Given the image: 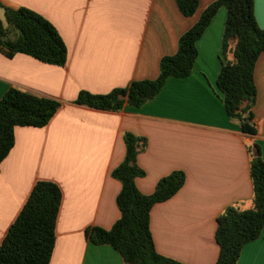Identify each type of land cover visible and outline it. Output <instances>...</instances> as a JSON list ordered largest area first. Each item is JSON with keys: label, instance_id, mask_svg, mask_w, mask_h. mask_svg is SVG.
I'll return each mask as SVG.
<instances>
[{"label": "crops", "instance_id": "crops-1", "mask_svg": "<svg viewBox=\"0 0 264 264\" xmlns=\"http://www.w3.org/2000/svg\"><path fill=\"white\" fill-rule=\"evenodd\" d=\"M197 1L196 12L184 17L174 0H0L3 23L4 8L29 9L55 28L67 51L61 67L0 53V99L16 88L59 103L45 127L13 130L14 145L0 164V244L33 186L47 181L62 195L49 264H124L114 249L92 244L85 232L110 230L120 217V184L111 172L123 160V135L129 133L146 141L136 158L144 172L135 180L142 195L174 172L185 178L172 198L150 211L156 253L181 264L215 263L217 217L230 206H251L249 148L256 145L264 162V53L253 72V134L242 133L226 116L216 87L223 8L196 42L191 73L168 78L152 100L120 111L75 104L80 92L106 95L155 80L161 58L175 54L180 36L217 0ZM253 10L264 30V0H253ZM236 264H264V226Z\"/></svg>", "mask_w": 264, "mask_h": 264}, {"label": "trees", "instance_id": "trees-1", "mask_svg": "<svg viewBox=\"0 0 264 264\" xmlns=\"http://www.w3.org/2000/svg\"><path fill=\"white\" fill-rule=\"evenodd\" d=\"M174 1L184 17H191L198 7L197 0ZM220 8L226 16L216 87L226 116L238 124L242 133L253 134L254 129L248 124L256 101L253 72L258 57L264 53V30L254 18L253 0H217L206 7L198 21L178 39L175 54L161 58L155 80L135 81L106 95L80 92L75 104L106 111H120L125 105L139 108L160 92L168 78L187 77L197 57L196 42ZM4 23L0 20L2 55L11 58L23 54L44 64L65 65L64 42L43 17L26 8H4ZM58 108L59 103L54 100L9 89L0 99V164L14 145L15 127H45ZM123 142V160L111 172L120 184L115 200L120 217L110 230L91 228L85 235L94 245L110 246L124 264H181L156 253L150 233V211L182 188L184 174L174 172L160 179L152 194L142 195L135 180L144 172L136 158L146 148V141L126 133ZM249 153L251 206L245 210L230 206L217 217L214 238L218 257L214 264H236L243 246L258 239L264 226V162L256 145L249 148ZM61 198L60 189L52 182L38 181L33 186L0 244V264H49Z\"/></svg>", "mask_w": 264, "mask_h": 264}, {"label": "rangeland", "instance_id": "rangeland-1", "mask_svg": "<svg viewBox=\"0 0 264 264\" xmlns=\"http://www.w3.org/2000/svg\"><path fill=\"white\" fill-rule=\"evenodd\" d=\"M4 26L7 27V25L4 23Z\"/></svg>", "mask_w": 264, "mask_h": 264}]
</instances>
